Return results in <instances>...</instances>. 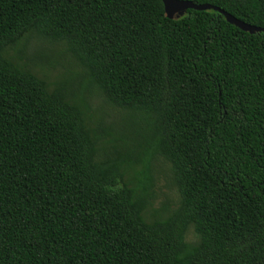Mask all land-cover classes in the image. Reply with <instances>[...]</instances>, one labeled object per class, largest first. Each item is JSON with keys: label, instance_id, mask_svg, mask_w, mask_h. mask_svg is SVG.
I'll list each match as a JSON object with an SVG mask.
<instances>
[{"label": "trees", "instance_id": "trees-1", "mask_svg": "<svg viewBox=\"0 0 264 264\" xmlns=\"http://www.w3.org/2000/svg\"><path fill=\"white\" fill-rule=\"evenodd\" d=\"M180 1L264 29V0ZM31 34L140 119L133 149L4 57ZM155 154L180 202L147 222ZM0 264H264V33L213 10L170 20L161 0H0Z\"/></svg>", "mask_w": 264, "mask_h": 264}, {"label": "rangeland", "instance_id": "rangeland-1", "mask_svg": "<svg viewBox=\"0 0 264 264\" xmlns=\"http://www.w3.org/2000/svg\"><path fill=\"white\" fill-rule=\"evenodd\" d=\"M3 55L19 68L42 79L48 91L63 85L71 101L77 102L83 99L89 126L95 128L97 124L102 125L116 140L113 145L125 146L129 149L136 146L133 130L143 127L140 119L134 121L137 127L133 126L127 111L110 104L96 88L85 86V72L67 51L64 43L50 42L31 34L22 38L17 45L6 48ZM122 140L125 144L121 142ZM104 142L99 144V160H103L106 153L108 155L113 153L111 146H105ZM124 151L118 152L124 153ZM138 152L135 150L134 156ZM141 169V164H138L134 171H127L125 181L133 186L135 172ZM148 176L150 177L149 198L143 216L147 222H153L164 219L175 211L180 196L170 164L158 154H155L149 162ZM185 242L191 245L198 243V237L192 226L186 231Z\"/></svg>", "mask_w": 264, "mask_h": 264}, {"label": "water", "instance_id": "water-1", "mask_svg": "<svg viewBox=\"0 0 264 264\" xmlns=\"http://www.w3.org/2000/svg\"><path fill=\"white\" fill-rule=\"evenodd\" d=\"M164 8L165 16L170 20H176L181 17L187 10H195V11H209L213 10L222 15L226 22L230 25L235 26L239 30L243 32H248L250 34L253 33H264V29L256 28L249 26L241 21L235 19L231 15L225 13L219 8L203 4V5H195L188 1H180V0H161Z\"/></svg>", "mask_w": 264, "mask_h": 264}]
</instances>
